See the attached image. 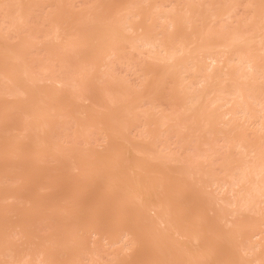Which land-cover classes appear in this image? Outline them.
<instances>
[{
  "label": "rangeland",
  "instance_id": "374dc122",
  "mask_svg": "<svg viewBox=\"0 0 264 264\" xmlns=\"http://www.w3.org/2000/svg\"><path fill=\"white\" fill-rule=\"evenodd\" d=\"M186 1L188 0H62V1L56 0V2L55 0H52L49 3L50 5H48L49 7L47 6L45 8V5H43L44 9H42L43 7L41 8V5H39L40 7H38L37 5V12L35 11L36 13H34L33 15L34 16L33 20H35L33 21L34 30H30V31L29 30H17V33H18V34L16 33V35H18L17 36L18 38L16 37L18 39L16 41L17 44L19 45L23 44L20 42L21 40L24 42L23 37H25V35L28 33L26 31H29L31 32L30 35L32 36V38L30 37L31 40L29 39L30 40L29 43L31 42L33 45V47H31L30 45L31 43L29 44L30 45L29 47L33 49V51L30 50V52L32 51L31 53L32 55L30 54L31 58L26 60V62L22 61L24 63L20 65L17 64L19 65L18 67L19 80L17 79L19 85L21 87L23 86L24 89H26V87L29 88L30 86H31L30 88H32L34 86V82L32 80L34 81L36 80L35 82L36 84L33 87V89H35L36 91L33 93V95L37 93V91L39 93H41L42 91H44L45 93L51 91L52 93H47V94L49 95L56 94L57 95L56 97H58L59 99L57 101L55 100V102H53V104L50 105V106L54 105L55 107L54 112H51L53 108L51 109L49 108L50 112L48 110H47L48 112H44V110H42L44 109V107L43 108L40 107L41 112L36 111V109H34L35 113L38 114L39 112V114H43L41 115L42 117L36 114L33 115L34 117L36 115L35 118H38L37 120L41 122L40 123L41 125L43 124L42 125L43 127L40 130L34 129L31 131H29V129L31 128L29 129L27 128L29 132L26 134L27 131L24 132V130H27V129L25 128L23 130V128L25 127V126L23 127V124L25 122L24 125L28 127L29 124L27 123L29 122V120H26V119H28L27 117L30 116L29 119L31 120L32 114L31 115L29 114L27 117H25L26 115L24 116V114L21 113L23 112L21 110L22 107L20 108V105L18 103L19 102L22 103L21 100L23 99L22 97L23 93L21 94L20 93L21 91L19 92L20 87L18 90H16L18 87H15L16 88L15 90L17 91L16 93H19L20 95L17 94V97H16L17 99L14 98L16 95H13V98H12V96H7V95H11V93L8 92L10 83L8 87V84L5 82L7 84L5 85V87L7 86V88L5 89L8 90L7 91L8 94L6 93V90L5 91L3 90L2 92L3 94L4 93L5 94L4 95L1 94L3 97L2 96H1L2 98L0 97L1 98L0 102L2 104V106L0 104V107H1L0 108V264H47L48 262H49L48 264L50 263L51 264H165V263L171 264L179 260L177 257L176 261L174 259L173 261H169L171 259L170 257L172 256V253H171L172 249H170L171 250L170 252L168 251L169 253L166 251L170 248V247L167 248V246H169L171 243L173 245L172 241H175V242L179 241L184 244L182 246V244L180 245V243L178 242L180 246L182 247L185 246V250L183 251L185 252V254L188 253V255H190L189 257L186 256L185 258L189 260L185 259L184 257L183 258L181 257V255H183L184 253L183 251L178 250L179 247L175 248L171 246V248L173 247V249L175 248L176 250L180 251L182 254H177V256L179 255L181 257V260L182 259L186 260L187 264L188 262L189 264H191L190 262H192L193 264V262H196V261H197L196 262L197 264L199 263L208 264L210 262L209 261L210 259L212 262L213 260L212 258L215 257L214 255H216L215 258L219 256V255L217 256V254L215 253L220 252L224 246L225 247L222 250L223 254L227 253L228 255V253L230 252H233L234 254V257H233L234 260L232 258L233 262L231 260L232 264H259L255 260V258L257 259L259 255L263 259L264 257V218H263L264 217V198H261L262 200L261 199L259 200L257 197H255V201H253V204H252L254 206L252 207V205H250V207H252V210L249 207L247 211L245 208H244L245 211L243 210V208L242 209L237 208L239 211L241 209V211L239 212L236 209V207L238 206H235V209H234V206L231 207L232 205L230 206L229 204V206H227L228 204L227 205L225 204L226 200L231 202L233 201L232 198L234 199L235 197L236 199L239 198L237 197V194H238V191L241 189L240 187L242 183L240 184L239 187L234 186L235 188H233L232 184L234 185V182L231 181L232 174L234 173L236 175L238 174V171L240 170L239 168H241L242 162L243 163L246 162V164L248 162L250 165L254 162V158L252 155L248 157L249 155L247 151H249V149L245 147L244 144L246 143L247 145H249L248 144L249 140H250V143H251V140H253L252 143L255 142V144H257L260 139L259 137L264 135L262 134L264 133V131H258V130L257 132L255 131L256 127H253L251 125L253 123L251 119L247 118L248 119L247 123L248 121L249 123L246 124V121H245L246 117L244 118L243 116L244 119H242V117L240 116L242 112H240V114L238 113V116H240L238 118L239 119L241 118L240 119L241 122L239 119H238L239 122L238 120H236L237 117L236 119L234 118V121L235 120L237 121L236 123L232 121L234 122V125L236 126L233 128L232 132L227 128L228 126L225 127L226 124L223 125L230 118L228 115L227 117L225 116V112H227V110L232 107L233 100L235 98L230 95V92L234 88L233 86H235V83L238 81L239 76L242 73L244 74L250 73L249 72L250 70L247 68V66L246 67L245 65L243 66V64L239 65V63H237L238 61L236 60V57L232 59L233 61L231 60L232 58L231 53L234 52L233 49H229L230 50L229 52L228 49H227L228 51H226V49L222 47L220 48L222 49L220 53L222 58L220 57V55H217V56L220 57L219 58L220 60L222 59L221 60L222 62L218 59L216 62L212 63L209 59H206L207 54H206V58H204L205 55L203 56L201 54L203 53L205 54V52H208L207 49L209 50V48H212V50H214L213 48L215 46L214 43L217 44L216 40L213 41L214 40L212 39L213 36L209 38L208 36L209 30L220 31V35L223 38H226V40L227 39L229 40L232 37V35L233 36L239 35V33L241 35L243 34L242 35L243 37H245L244 35L248 37L251 33V36L253 39L257 38L256 40H253L254 42L255 41L258 42L259 40H261L260 42H262V39H264V35H263L264 33L261 34V32L264 29L263 27L264 20L261 18V16L263 15L262 13L264 11V0H191V1L189 0L187 2V3L191 2L189 6L187 5ZM129 6H131V8ZM132 6H133V9L134 8L135 9L131 11H133L135 14L136 13L139 14V17L138 15H135L133 17L134 14L133 15L130 14L132 15V17L131 16H128V17L131 19H129L128 17L126 18L125 16L129 14L126 15L125 12L127 11V9H129L130 11V9H132ZM39 8H41V10ZM125 8H126V11L124 12L125 15H123V10ZM154 8H159L158 10L159 11L161 10V11L159 12L157 9H155L157 11L156 12ZM189 10H191L190 13H189ZM129 11H127V13ZM163 11L165 12L167 11V15L170 12V16L173 14V12L176 14V16H179L180 14L182 15L184 13L186 15L188 11L187 15L190 18L187 15H186L187 16L186 18L190 19V22L187 21V19L185 18V15L183 16L184 19H182L181 18L182 16L180 15L179 17L184 21L186 20V22L183 21L184 23L183 22L179 23L181 19L175 16L176 18H178V21H175L176 20L175 19L174 23L175 22L176 23L175 25H173L174 27H172L169 25V23H165V21H168V19L167 20L165 19L167 15ZM98 12L101 13L102 16L99 15ZM157 13H160V14L157 15ZM96 16H99V17L101 16V17L97 18ZM170 16L167 18H170ZM122 17H124L126 20ZM157 18H159V20H157ZM160 19H162V21ZM163 19H165V21ZM170 19H172V16ZM59 20H61L62 23H60L61 21ZM122 20L129 21L128 23L126 22L127 25L123 26L125 30L124 33H122L123 29L121 28L122 25H124V24L121 25V23L123 22ZM130 20L132 21L134 20V24L133 22L130 23L131 22ZM57 21H59L60 25L61 24L63 25V30L57 29L58 26H60ZM153 21L156 23H154ZM258 21L260 24L258 23ZM56 22L58 26L55 25ZM152 22L154 24H152ZM157 22L160 23V25ZM191 22L193 23L191 24ZM189 23L191 26L187 25ZM116 24H119L118 26L121 25L120 30L122 29V31L120 32H121V36L123 35L124 39L121 36L120 37H121V40L125 42H128L127 40L129 39L132 40L133 36H138V35L140 36L139 38L141 39L145 37L149 38L151 36L154 37V39H157L159 37L160 39L159 38L157 39L159 41H162L163 39L161 38L164 36V40L169 41L171 39L170 37L174 36V34L179 33L181 35L179 36L180 37L179 39H175L176 38L175 36L173 37V39L170 40V42H168L170 44V47H172V49L170 48L171 50L173 51L177 50L176 54L177 53L178 54L175 55V59H174L175 62L173 60V63L171 64L172 61H167L166 58L164 59L165 54L164 55L161 54L160 49H159L160 51H158V49L156 50L154 49V51L152 50V53H150L151 52L149 51L150 47L149 49L148 47L143 48L144 46L141 45V42L140 43L139 41L137 42V40H136V43H139L141 45L140 47L135 42L133 43V45L136 44L138 47H136L135 45L130 46L129 44L131 43L130 40H129L130 41L129 43L124 44L123 42V47H121L122 42L121 44L119 42L120 46H118L117 45L118 43H116V46H118L119 48L121 47L120 50L117 52L118 56H117V53L114 56L112 54L113 50L112 51L109 50L110 52L108 51L107 52L111 53L109 54L111 56L110 58L107 52L105 55L104 53L100 54L98 50H96L97 48L95 44L97 43H94V45H91L90 43H88L89 41L87 40L90 39L92 41L94 36L95 37L97 36V35H91L90 31L88 34L91 37H88L89 35L86 36V34H84L85 35L84 37H87L88 39L85 38L86 40L85 39L82 40V41H86L87 45H82L81 47H78L79 44L72 43L73 40L78 39L79 41L82 39L81 38L82 36H80L79 34H83V33H80V32H85L87 30L93 31L92 29H94V33H95L96 31L95 27L99 29L98 25H103V27L107 26L105 30H108V26L114 25L115 27ZM130 24H133L132 30L134 31L132 32H130L131 30L130 28L125 29V27L130 26ZM157 24L159 27L157 26ZM180 24H181V27H183L184 24L185 26L183 28L179 27L178 28L179 31H178L175 28V26L177 25L180 26ZM166 25L168 27L170 26L169 29L168 27L166 28ZM255 25H257L256 28H255ZM141 26L145 29H143ZM148 26L149 28L153 26V28L151 27L150 32H148L150 30L148 29ZM258 26L260 28L262 26L263 28H261V30H258L259 28ZM55 28L57 29V31L60 30L58 31V33L59 32L61 33V34L59 33L60 35L59 34L56 35L57 31ZM115 28H117V25ZM115 28L112 29V26H111V30H112L111 32L118 33L117 31H115L116 30ZM173 28H175L176 30ZM253 28H255L254 34L252 33ZM118 29L119 28H117V30ZM76 31L77 33L79 32L78 35L80 36L79 37L80 39L77 37L78 35H76ZM258 31H261L259 32V36L261 37L257 36ZM101 32L102 31H100V33ZM97 33L99 34V32ZM73 34L76 35L77 39L76 38L73 39L72 37ZM101 34L103 35L104 32ZM107 34L109 35V33ZM107 34H104V35H107ZM141 34H144L145 37H141L143 36ZM146 34H148L149 37ZM215 34L216 36L219 35L217 33ZM252 34L254 35V37ZM113 35L112 36L110 35L109 37H113V38L117 37L118 39H120L118 34H116V37H115V34ZM165 35H167L168 37L170 36V37L168 38L166 36V39H165ZM209 35L210 36L214 35V33L212 32L211 34V31H210ZM216 36L214 35V38ZM219 36H218L219 40L217 39L218 46L220 45L219 44L220 41H221V44L226 41L225 39L223 41L222 40L223 38L221 36L219 38ZM98 37H101L100 34L99 36H97V38ZM182 38L184 39V42H185L183 46H187L188 48L192 46L195 47V50H193V52H196L195 55L192 52V56L190 55L189 57L188 54L191 53L190 52L191 48L186 49L187 51H185V47H183L184 51H181L182 53H179L178 47L181 46V49H182V44H181L182 41H179V40ZM201 38H202V41L200 40ZM134 39L135 37H133V40ZM154 39L152 41H157ZM113 40L110 39L109 44ZM198 40L201 41V43L200 42L198 43ZM78 41L77 43L82 42V41L80 42ZM105 41L107 42V40ZM253 41H251L252 44H254ZM166 42L164 43V45H166L165 47H167V50H169L168 48L169 44H167ZM179 42L180 44H178ZM194 42H196L198 46H201L200 44L205 43L207 46V49L206 48L198 49V46H196V44L192 45ZM211 42H212V45H211ZM82 43L86 44L84 42ZM263 43H264V40H263ZM263 43L262 44L260 43L258 45L262 46ZM237 44H240L239 45L240 47L237 48L239 49V52H241L242 55L246 57L250 56L251 53L255 54L256 52H258L256 51V48L258 47L256 43L254 44L255 45L254 46V45L249 44V42L246 44H244L243 42L244 44V46L242 45L243 48L246 46L249 49L251 47H252L251 48L252 50L254 49L253 51L250 49L252 51L250 52V50H248V48L245 47L246 50L250 52V55L249 53L248 55L247 53L244 54L246 52V51L244 52L245 48L243 49V51H241L242 49L241 43H237ZM99 45H102V44H99ZM127 45H129L130 47H128ZM55 46L58 48H56ZM116 46L114 44V48ZM62 47L65 49L64 52H63L64 49ZM260 47H258L257 50L262 48ZM73 48H74V51H73ZM104 48L101 50H104ZM173 48H176V49L174 50ZM196 48L199 50L198 54H197ZM220 49L218 47V49L214 51L217 52V51H220ZM223 49L225 51H223ZM46 50H49V51H46ZM200 51L203 53H201ZM58 52H59V56H57ZM154 52H158V54L156 55H159V57H156ZM184 52L187 53L186 54L187 56H185ZM222 52H224L223 55H222ZM226 52H228V54H226ZM97 53L100 56H97ZM151 54L154 57H152ZM160 54L163 56L162 59H161ZM257 54L261 55V53L259 52ZM104 56H107V57H104ZM193 56H195V59L196 58L197 59L196 60L193 59ZM180 57H183V59ZM187 57L189 58V61L193 60L195 62V66L198 63L196 67L200 65L203 68V71H201L202 70L201 67L196 68L194 66V68L191 67V69H194L193 70L194 72L188 71V73H186L187 71L186 68L190 67L191 65L190 64L191 62L190 63L188 62L190 65L186 64L187 67L185 68V65L183 64V62L188 60ZM154 58L156 60L160 58V60L164 64L162 65L161 62L158 63L160 60H157L156 62V60H153ZM227 58H229L232 62H229V65L231 64V66L227 65L226 67V61L224 60H226ZM255 58H256L255 62L262 61L264 59V57H261V56H257ZM176 60H181V61L183 60V62L179 61L180 65L177 67V64L179 63ZM165 63H166V66H168L167 68L163 67ZM169 63L171 65H169ZM174 63L176 64V68L177 69L179 68L180 71L184 73V74H179L178 76V78L180 77L179 84L178 82H176L177 76H176V79L174 77L175 82L172 83L170 82V80L171 81H174V80H172L173 78L168 77V75L170 76V74L166 75V73L164 74L162 73L163 71L162 67L166 68L165 71L169 68V70L166 71L167 73L170 70H173V68L175 69L174 71H176V68L173 65ZM207 63H208V66H207ZM211 63H212L211 65L212 68L210 67ZM181 64L183 66L182 68H180ZM257 65H259V62ZM260 65H261V62H260ZM207 67H210L211 69H208ZM230 67L233 68L232 69L233 71L231 70L232 72L230 71L231 69ZM46 68L48 69L47 71L45 70ZM206 68L208 69V71ZM24 69H26V72L23 71ZM191 69L189 68V70ZM198 69L200 72H204L202 74L204 75L206 74L207 77L208 75L209 77L211 76L210 78L208 77L210 84L208 83L209 86L207 85L206 88H204L205 85L203 83L202 84L204 86L201 83L199 84L201 75L199 74L200 72L196 73ZM206 71L208 74L206 73ZM189 72H191V75L193 73L192 75L193 78L192 77L190 78V75L189 76L187 75V74H190ZM227 72L230 73V76L233 73L231 78L230 76L225 75ZM253 73L254 72L252 71V74ZM162 74L167 76V78H164V79H168V78H171V79L170 80L168 79L167 81L164 80L163 83L165 81L166 82L162 84V81H161ZM244 76L245 77L243 78L246 79L248 75L245 74ZM29 78L31 79V82H29L30 81L28 80ZM210 79L213 84L210 82ZM60 80L64 81L61 83H65L68 86H65V84H63V86L65 87H62L61 84L57 83V81L60 82ZM5 83L3 82V85ZM258 83L259 84L256 83L255 86L256 85L258 87L260 86L262 89V92H264V79L258 80ZM214 84L215 85L221 84V86L222 85L225 86L223 87V89L227 90V91L224 90L225 92H227V94L223 95L225 99L224 101L220 100L221 103L219 104L217 103L219 101L218 100L214 102L215 104H213V106L211 105V108L208 109L209 104L207 107H205V104L202 102L207 99L209 100L213 97H214L213 99H215L216 97L215 94L217 95V93L211 92L210 95L209 94L207 95L208 98L207 96H204L207 99H204L203 95L205 94V90L208 89L207 87H210ZM11 89L12 87L10 88V90ZM42 89H46V91ZM31 91L32 90L30 89L29 92ZM55 91H57L58 94ZM39 93L37 96H39ZM184 93L188 95L185 96L186 94ZM196 93L203 94L202 95L203 101H201L200 103L198 101L199 105L196 104L197 106L195 104H191L189 102L191 100H188V98L191 95H194ZM180 94L181 95L183 94L182 96H185V97H182L181 99L183 100L186 98L188 101L186 99L185 100L189 104L185 100L184 101L186 102V104H188V106L192 105V107L191 106L188 107L187 105L183 103V101H181L179 97L181 96ZM5 95L7 97H4ZM25 95H24V98L26 97ZM31 95L32 94H30V96ZM218 95L217 97L219 98L220 95L219 96ZM18 96H21V97H18ZM52 96L55 97L54 95ZM260 96H263V95H259L258 97ZM193 97L195 96H191L190 98H193ZM113 98H115L116 100L114 99L115 101H113ZM120 98L125 99V101L127 100L128 103L131 101V103L129 104L125 103L123 99L122 100L124 103L123 102L121 103ZM44 99L46 100L47 97ZM118 99L120 103L117 102ZM42 100L40 99L38 100L40 102L39 104L42 103ZM226 100L227 101L232 100V101L229 102V104H225L227 102ZM11 103L16 104L15 108H18L16 107L18 104L20 110H17V111H20V112H17L14 108L13 110H10V108L8 107H11L10 106L12 105ZM27 103L29 107L30 105L35 104L34 102L32 103L27 102ZM44 103H42V106L45 105L47 109L48 104L47 103L44 104ZM216 104H217V107L220 106V109L219 108L218 110L216 109L217 108ZM222 104L223 105L225 104L226 106H223ZM37 105L35 106L37 107ZM184 106L185 107L187 106V108H185ZM194 106L196 107L195 109L198 111H195ZM183 107H184V110H183ZM204 107L205 109L206 108L208 109V110L206 109L208 112L205 109L202 110ZM23 108H26V107L24 106ZM255 108L256 109L254 110L258 111L259 107L258 109L257 107ZM213 109H214V112H213ZM201 110L203 112L205 111L204 113H202L205 117L209 116L210 114L213 115L217 111L215 116L217 119L219 117L218 121H220V124L219 123L216 124L217 126L216 127L214 126L215 128L210 127L208 125L204 126L205 119L202 118L203 115L201 114L202 112ZM188 111L190 113L192 112L193 113L195 112L196 114L199 113L200 115H198V118L202 119L201 122L203 124L200 123L199 120L198 121L200 125H198L197 123L195 124L192 122V120H190L191 118L189 119L187 117L188 119L187 118L186 119L187 121L189 120V123H191V125L189 126V123L188 125H186V123L183 122V124L186 125L185 126L186 128L185 127L183 128V125L182 127L181 125L179 126V123L182 124L180 119L183 118L182 117L183 113L187 114ZM257 113L258 112H256L255 115H257ZM259 114L261 115L262 113H259ZM242 115L244 114L242 113ZM37 116H39L40 118ZM185 116L187 115L184 114V119H185ZM34 117L32 120L35 119ZM83 118H87V120L90 121V124H91V121H93L95 123L96 128H93V129L91 128L92 129L91 130L89 126L88 128H86L85 126L87 125H84L86 130L83 129L85 131L84 132L82 131V134L81 133L78 134V132H80L79 130H82L80 129L79 126L83 127V123L85 122L83 120L84 121L83 123H79L82 125H78V121L80 122L81 119ZM258 118L261 119L259 116ZM184 119H182V121ZM118 122H119L118 124L119 126L121 124L120 126L121 128L122 127L124 128V125H125V128L123 130L122 129L119 130V131L122 130L123 135L120 134L118 137V134H119L118 133L116 137V134L113 133L114 135H112L109 132L112 131L111 129L114 130L113 127L115 125H116L115 128L117 127ZM262 122H264V119L261 121V123ZM29 123H38V122L32 121ZM112 123H114V126L112 125L113 127L110 126ZM239 123L240 125L246 124L244 125L245 128L243 125L240 126L242 131L240 130ZM108 125L110 126V130L107 133L110 136L109 137L110 140H108V138L105 136L106 135L105 132L109 127L107 129L105 128ZM39 126L37 127L38 129H39ZM93 126L94 125H92V127ZM222 126H224V128H227V129H224ZM32 127L34 126L32 125ZM238 130H240L241 132ZM239 132H240V135L238 134ZM229 133H232L233 136L234 134H236L235 136L238 135L240 137L242 136L243 137L242 139L239 137H236V138L233 136L231 137V134ZM121 136H123V139L120 138ZM40 138H46V141L43 140L40 142L41 140ZM223 138L225 140H223ZM232 138L233 139L235 138L234 141L232 140ZM238 138L241 139V142H242L240 143V146L243 144L245 149H247L246 152L245 150H242L244 149V147L242 148L239 145L238 146L235 145L236 143H238V142H235V140H238ZM263 139H264V136L263 138L260 139L261 144L260 142L259 144L262 147V150L264 153V140ZM243 140L246 142L243 143ZM37 141L39 143H36ZM125 143L131 144V146L128 144L124 145ZM109 144L110 145L113 144V145H111L110 147ZM129 146L130 148L132 147V149H130ZM251 146H253V144ZM60 147L62 148V150ZM135 148L140 151L144 150L145 152L147 150L150 153H152V155L156 154L157 160L154 159L156 158L154 155H153L154 157H152V155L148 153L149 154L148 156L147 153L145 154V152L143 151L144 156L146 155L145 158L149 159L150 161L146 159L144 160L143 159L144 156L142 155V152H140L141 154H139V151L137 150L138 153H136L137 151L134 150ZM120 149H124V150H120ZM90 153L94 156L95 160L96 158L99 160L97 161V163L99 162L100 165H104L103 169L102 167L99 169V167L97 166L99 170L102 169L103 171L105 167L111 168L113 165L117 166V164L119 167L120 166L119 163L121 164L125 162L124 166H126L127 160L128 162L130 160L131 162L132 161L136 162V160L138 161V159L139 160L143 159L141 161H148V163L146 162L148 164V167L146 164L143 165L144 169H146L145 166L148 168L146 169V172H148V174L146 172L143 174H146L147 177H152V176L154 177L155 175L156 176L158 175L160 178V175L162 174H160L159 170L161 171L160 167L164 166L163 168L165 169H163V172L164 170L167 171L168 172L167 174L169 176H166V175L163 176L164 173L162 176L165 178L169 177L172 179V181L169 183L167 182V184L165 183L164 186H163L164 184L163 183L162 184L163 187L160 186V189L158 187L154 189H156L155 194L157 193V190H159L160 193L161 191L162 193L165 192L168 199L170 200L169 201L166 198V202L167 203L172 202L170 203V205L173 204L171 206V209L170 207L168 209L166 208L167 211L170 209L169 210L170 215H168V212H166V210L164 209V211L167 214L161 213L163 216L159 214V216L160 215L162 216V217H159L157 215L159 212L154 210V212L156 211L154 213L150 209H148L150 206L153 210L152 205L154 204L152 205L149 204L147 207V210L146 209L144 210L146 211L144 218L147 217L148 219H144V220L146 221L148 220L152 223H155V225L150 226L149 222L147 223L146 221H145L146 223L145 222L141 223L142 218L140 219V215L138 216L140 219L139 220L140 223L138 222L135 223V221H137L136 218H137L138 211L135 210L134 208L139 201L142 200L141 202L143 203L144 200L142 198L146 194L145 193L146 189L143 190L144 195H142V197L140 198H137L138 199L137 200L136 198L132 197L128 193L130 192L131 187L129 184H127V186L130 187V190H129V187L127 189V187L125 186L126 183L124 184V181L128 180L127 178H129V176H130V179H132L131 182H129L130 180H128L129 183H132L136 180L135 179L133 181L132 174L135 175L138 171H140L138 170V168L139 169L141 168L138 164L141 161L138 164L136 162V164L139 166V167L136 166L137 170L136 169L132 170L133 168H135L134 162L132 165L130 164L131 162L127 164V166L130 165L128 166L129 168L126 169L128 172L125 171V168H127V166L123 168V172L125 171L126 174L130 173L129 176L124 174L126 177L124 178L126 180L125 179L123 180L120 178H119L120 180L115 179V177L117 176V173L118 172L120 173L121 171L120 168L123 165L120 166L119 169L116 170L118 171L116 175L114 174L115 169L114 170L112 169L117 168V167H114V166L112 167L111 170L114 171L113 174L115 175L114 177L112 176V178H111V173L109 174L105 172L108 168L105 169L104 174L102 173L103 175L102 177H98V173L96 174L94 170L96 168L93 169L96 175L93 172V176H92L90 175L91 173L89 172V170L92 169L91 165H93L95 161L93 162V164L90 165L91 168H87L88 167L87 166L84 169L83 168L84 165L83 167L79 165V169L81 167L82 169L79 171L76 169L78 167V166L76 167V164L77 163L80 164V163L77 162V160H75V157L76 159L80 160V158H77L78 156L82 157L83 155V157H85L84 154H86L87 156ZM244 153L245 155H243ZM79 154H82V155L80 156ZM158 155L159 157L161 156L162 159L161 157L158 158ZM71 157L73 158L71 159ZM89 157H92V156L89 155ZM172 157H175L177 161L175 159V161L173 162L172 160H174V158L171 160ZM246 157L248 158L246 159ZM65 158H68L67 161L69 159L72 160V161L70 160V162H73L72 166H70L71 163L70 165H68ZM94 158H91V159L94 160ZM169 158L172 161V163L169 160ZM249 158H252L253 160L252 159L249 160ZM89 160L88 161L85 160L86 162L85 165H88L87 162H89ZM239 161H241V163ZM74 163H75V167L73 168ZM141 164L143 163L141 162ZM157 165L160 166L159 170H157L159 173L156 172L155 170ZM131 166H134V167L132 168ZM197 170H198V173H197ZM82 171L84 172L81 173ZM141 173L142 172H140V174ZM121 175L122 174L118 175V177L124 176V175L122 176ZM145 176H143V179L144 180L148 179L147 177L145 179ZM109 178H111V180ZM134 178H137V177H134ZM252 178L253 176L250 177V180H252L251 182H254L256 178H253V179ZM112 179H115V180H112ZM214 179L217 180V182H215ZM157 180L159 181V179ZM164 180H162V182H164ZM151 181L152 179H150V182ZM153 181H155V179H153ZM146 182L151 184L149 181H146ZM211 182H215L214 185H212L213 183ZM226 182L232 183V184L230 183L228 184L229 187L232 186L231 190L226 189V188L220 189L223 185H226ZM156 183L158 182L156 181ZM244 184L242 187L248 188V186H246L248 183H246L245 185ZM122 185L125 186V189L128 190V191L124 190L126 191L125 193H128L127 195L125 193H122L124 191L120 190V187L122 188ZM115 188H117V191L119 192L118 193L116 191L118 195L114 192V190H116ZM152 194H149V195L151 196ZM158 194L155 195L156 200H154V203L155 202L158 203V198H157ZM149 195L148 197L150 198ZM153 196H151L150 200L154 199L152 198ZM158 197L160 199L162 198L161 196H158ZM219 198L220 200L225 199L224 205H222V203L218 200ZM163 199H164V196H163ZM256 199L259 201L257 202ZM131 200L133 202L132 203L133 205H134V202L136 203L138 201L133 207V209L137 212V214L134 215L136 218L134 216H131V217L129 216L128 218L130 219L132 217L135 218V220L134 218H132L134 222H131L132 219L130 221L129 219H124L123 221L124 225H121L122 224L120 223L121 220L119 221L120 217L119 219L118 218L116 219V217L119 216L120 209L125 208L124 206H128L127 204H129ZM209 200L213 201L211 202L213 203L212 206H210V204L208 205ZM160 201H162V199ZM146 203L148 202L144 201V204ZM144 204H141V205H144ZM194 204L195 205L198 204V206H201V207L203 206V204H206L207 206L204 205L202 207L203 209L200 207L202 209L201 210L197 205L194 206ZM255 204L257 205L255 206ZM138 205L136 206L137 207L136 209L139 208L138 210L140 212V209L143 206L140 207ZM208 206H210L212 209H210V207ZM232 208L235 210L236 215L233 214L232 216L231 215L229 216V212L231 214L230 210ZM197 210L199 211L201 210V212L204 210L202 212L204 216H201V212L199 211H198V214L200 213V216L204 218V219L201 218V220L206 221L205 223L208 222L209 225L211 224L209 226L206 224L205 225L202 224V222L199 223V226L201 227L203 225V229L206 230V231L202 230V227H201V230H200V227L198 229V231L200 230L201 232L203 231L205 232V233L203 232L205 235L201 232L199 234V235H202V236H199L200 238L201 237L206 238V239L205 238L203 239V243L205 242L204 240H207V239L210 240L213 237L212 235L214 233L215 234L218 233L221 236V238L217 236L218 240L221 239L219 242L224 245V246L223 245L221 246L220 244L219 246V243L217 244L216 242V245L219 247H216L215 244L213 245L215 246L214 249L217 248L215 249V251H218V252H215L212 249L214 253H211L212 252L210 251L211 248L209 249L207 248V250L210 251L208 252L211 253V255L213 254V256L210 258H209L208 252L206 255V251H205V254L203 253L202 256H201V252H197L198 255L200 253V257H198L195 252H192L194 253L193 255L190 254L191 251H193L195 248L197 249V244L194 242L195 240L192 239L193 235L191 236L192 232L190 234L187 233L186 237L187 235H190L192 238H189L190 236L188 238L192 239V241L194 240L193 242L188 240V238L178 237L176 233H175L176 235L170 234L172 232L174 233V231L171 229H168V228H171L170 224L172 223L171 221L172 218H174V221H173L174 223H175L176 218H177L176 221L183 222L184 224L189 222L188 225L186 224L189 227V224L193 222L191 220H194L195 212H196L195 215L198 216ZM223 210L225 214L223 213ZM219 212L222 213V214L220 213L221 214L220 216L219 214H217ZM133 214H134V211H133ZM155 215L159 217L158 219L163 218L162 220L164 221L168 220L169 219L168 216H170L169 222L168 221L164 222L161 220L162 223H165V224L167 222L168 224L171 222L169 224L170 226H168L167 224L164 225L162 223L159 224V220H156L157 217H155ZM164 215H166L165 216V218L167 217L166 219L164 218ZM141 216L143 217V215ZM262 218H263V221H262ZM112 219H113V224H112ZM115 219L116 221L118 220V223H120L121 225L120 226L117 223L119 225V228H117V230H114L116 226H118L116 225L114 221ZM196 220H199V219L197 218ZM179 222L178 224L182 225V223H179ZM114 223L116 225L115 227L113 226ZM193 223H195V221ZM234 225H237V226H234ZM166 226H168L167 227L168 234L166 233L167 231ZM206 226H207V229H206ZM175 227L177 226L174 225V229ZM183 227H186V226L183 225ZM234 227L236 230L234 229ZM94 229L95 230L99 229V231H97L98 234L94 235L95 233ZM191 229L192 227L190 228V230ZM124 232H127L128 238L129 237H131V239L136 238L135 239L136 243H137V240H140L143 243V248H141L138 243L137 247L140 248V251L138 250L135 244V247L138 250L137 253H136V249L134 251L133 249L128 250V251L127 249L125 250L124 249L125 245L123 244V242L122 243L118 242V240L121 241L120 237H122V234L123 235L125 234ZM99 233L102 234L101 236L103 237H101ZM166 234L172 239V241H170L171 239L166 237ZM193 234H195V232ZM110 235H112V237L113 235H115V237H113L112 239L114 238L117 239V241H115V239L112 240V241H115L113 242V244L109 240V238H111ZM163 236L165 240L168 238L169 241L171 242L169 245H166L165 248L162 247L163 243H161V246L159 245L161 240L163 239ZM68 239H71V240L68 242ZM181 239L184 242L181 241ZM66 241L68 243L73 242L74 245H72L73 243L68 245ZM108 242H111V244H109ZM244 242L245 243L248 242L247 243L248 245L246 244L247 252L248 250H250L248 248H250L251 246L252 247L255 245L258 246V248L255 249L254 251L255 255L251 254L253 252L245 253V249L242 250L240 248L241 246L239 244H242ZM177 244L174 243V246H177ZM158 246H160L159 247L161 249L160 251L161 252L163 251L164 253L163 252L161 253L159 251ZM71 247H72V250H71ZM199 247L201 248V246H198V250L200 251L202 250L203 252V249L205 247L204 248L202 247L201 249ZM231 247H233L234 249L231 250ZM219 248L220 249L222 248V249L219 250ZM243 248H245V246H243ZM189 250L190 252H188ZM226 250H230V251H226ZM174 251L175 250H173V252ZM222 251L220 252L221 254H222ZM161 254H163L162 255L163 259L161 258ZM221 254L220 256L225 255V254L224 255H221ZM233 254L232 255L229 254V256L232 257ZM164 255L165 257L170 256L168 257L170 259L169 260L164 259L165 258L163 257ZM174 256L175 254H173V258ZM195 256L198 257L196 261L194 258ZM260 256L259 258H261ZM215 258H214V261H216ZM43 259H45L48 262L44 260L45 262L43 263V261H41ZM219 260H222L221 257L216 262H220ZM186 262H180L177 264H181V263L186 264ZM210 264H213V263H210Z\"/></svg>",
  "mask_w": 264,
  "mask_h": 264
},
{
  "label": "bare ground",
  "instance_id": "6f19581e",
  "mask_svg": "<svg viewBox=\"0 0 264 264\" xmlns=\"http://www.w3.org/2000/svg\"><path fill=\"white\" fill-rule=\"evenodd\" d=\"M37 1H38V2H37ZM48 1H49V2H48ZM51 1H52V0H0V97L2 96L1 94H3V92H2L3 90H4V91L6 90V93H7L8 90L5 89V88H7V86L5 87V85L8 84V87H9V83H10V87L8 88V89H9L8 92H10L11 95H7V96H12V98H13V95H16V96L14 97V98H16V97H17V94H19V93H16V92H17L16 90H18L19 87H20L19 92L21 91V92H20L21 94H22V93L24 94L25 92H27L28 94H29V93L32 94V95L30 96V94L28 95L27 93H25V94H26V95L24 94V95L26 96L25 98H24V95L22 94V97H23V99L21 100L22 103H21V102L18 103V104L20 105V108L22 107L21 110H22L23 112H25V111L27 112V111H28L27 113L25 112L26 114L23 113V112H21L22 114H24V116L26 115L25 117H27L29 114H30V115L32 114V115H31V116H32L31 120H32L33 117H34V116H33L34 114H36V115H40V116L43 115V114H39V112H41V108H43V107H44V109H42V110H44V112H48V111H49V108H50V109L53 108V109L51 110V112H54V110H55V109H54V108H55L54 105H53V106H50V105H52L53 102H55V100L57 101V100L59 99L58 97H56V96H57L56 94H50L51 96H50L49 94H47V93H52L51 91L45 93L44 91L41 92V90H40L41 93H39V92L37 91V93H35V94L33 95V93L36 91L35 89H33V87H34L35 84H36V83H35L36 80H35V81L32 80V81L34 82V86L32 85V86H33L32 88H30V87H31V86H30L29 88L26 87V89H24L23 86L21 87V86L19 85L18 81H17V79L19 80V75H18V74H19V70H18L19 65L22 64V63H24V62H22V61H25V62H26V60H28L29 58H31V57H30V54H31L32 51H33V49H31V48L29 47L30 45H31V47H33L32 43H31V42H30L31 44L29 43V41H30L31 38H32V36L30 35L31 32H29V31H30V30H34V29H33V27H34V23H33V21H35V20H33V17H34L33 15H34V13L37 12V5H38V7H40L39 5H41V8L43 7L42 9H44V6H43V5H45V8H46L48 5H50L49 3H50ZM61 1H62V0H61ZM188 1H189V0H188ZM188 1H186V3H187ZM190 1H191V0H190ZM47 2H48V3H47ZM55 2H56V0H55ZM58 2H59V1H58ZM189 4H191V2H190V3H187L188 6H189ZM188 6H187V7H188ZM48 7H49V6H48ZM129 7L131 8V6H129ZM129 7H128V8H129ZM156 7H157V6H156ZM159 7H160V6H159ZM199 7H200V6H199ZM41 8H39V9L41 10ZM203 8H204V6H203ZM134 9H135V8H134ZM134 9H133V6H132V9H130V11H131V10H134ZM155 9L158 10L159 8H154V10H155ZM187 9H188V8H187ZM191 9H192V8H191ZM199 9H200V8H199ZM35 11H36V12H35ZM125 11H126V8L123 10V15H125V14H124ZM127 11H129V9H127ZM127 11H126L125 13H126V15H127V14H129V15L125 16L126 18H127L128 16H131V17H132L133 14H134L133 17H134L135 15H138V17H139V14H137V13L135 14L133 11H131V13H130V11L127 13ZM155 11H156V10H155ZM158 11H159V10H158ZM160 11H161V10H160ZM160 11H159V12H160ZM190 11H191V10H189V13H190ZM132 12H133V13H132ZM153 12H154V11H153ZM156 12H157V11H156ZM163 12H165V11H163ZM163 12H162V13H163ZM185 12H186V11H185ZM198 12H199V11H198ZM198 12H197V13H198ZM201 12H202V11H201ZM98 13H99V12H98ZM165 13H166V15H167V11H166ZM187 13H188V11H187ZM187 13H186V15H187ZM197 13H196V14H197ZM130 14H132V15H130ZM155 14H156V13H155ZM158 14H160V13H157V15H158ZM262 14H263V15L261 16V18L264 20V11H263ZM99 15H101V13H99ZM157 15H156V16H157ZM180 15H181V14H180ZM180 15H179V16H180ZM184 15H185V13L181 15V16H182V17H181L182 19H184V17H183ZM186 15H185V18L188 16V15H187V16H186ZM197 15H198V14H197ZM221 15H222V14H221ZM101 16H102V15H101ZM101 16H100V17H101ZM169 16H170V12H169V14L167 15V17H169ZM171 16H172V19H170ZM171 16H170V18L165 17V19H166V20L168 19V21H165V19H163V20L165 21V23H169L170 26L174 27L173 25H175V23H176V22L174 23V20L176 19L175 21H178V18H179V19H181V18H180L179 16H176V14H175L174 12H173V14H172ZM175 16L178 17V18H176ZM218 16H219V15H218ZM218 16H217V17H218ZM96 17L98 18L99 16H96ZM100 17H99V18H100ZM159 17H161V16H159ZM162 17H164V16H162ZM173 17H174V19H173ZM188 17H189V16H188ZM122 18H124V17H122ZM128 18H129V17H128ZM189 18H190V17H189ZM191 18H192V17H191ZM124 19H125V18H124ZM129 19H131V18H129ZM129 19H128V20H129ZM132 19H133V18H132ZM134 19H135V18H134ZM182 19L179 21V23H181V22L184 21V20H182ZM186 19H187V18H186ZM120 20H121V19H120ZM125 20H126V19H125ZM157 20H159V18H157ZM160 20L162 21V19H160ZM59 21H61V20H59ZM59 21H57L58 24H59ZM122 21H123V22L121 23V25H122V24H124V25H122L121 28L123 29V32H122V33H124L125 30H124L123 26L127 25V23H128L129 21H124V20H122ZM130 21H131L130 23L133 22V24H134V20H133V21L130 20ZM154 21H155V20H154ZM154 21H153V22H154ZM187 21L190 22V19H187ZM191 21H192V19H191ZM57 22H56L55 25H57ZM126 22H127V23H126ZM153 22H152V24L156 23V22H154V23H153ZM159 22H160V21H159ZM184 22H186V20H185ZM184 22H183V23H184ZM193 22H194V21H193ZM193 22H191V24H192ZM263 22H264V21H263ZM60 23H62V21H61ZM117 23H119V22H117ZM157 23H158V22H157ZM165 23H164V24H165ZM256 23H257V22H256ZM258 23H259V21H258ZM133 24H130L131 27H130V26H126L125 29H126V28H127V29L130 28V29H131L130 32L134 31V30H132V27H133L132 25H133ZM152 24H151V25H152ZM158 24L160 25V23H158ZM158 24H157V26H158ZM177 24H178V23H177ZM259 24H260V23H259ZM59 25H60V24H59ZM116 25H117V28H119L118 30H117V28H115ZM116 25H115V27H114V25H111V26H112V29L115 28V29H116L115 31H117L118 33H116L114 30H113V31H114L115 33L111 32V31H112V30H111V26H108V30H105V28H107V26H106V27H103V25H98L100 31H102L101 33H103V32H104V34L109 33V35H108V34H107V35H104V34L102 35V34L100 33L99 29L95 27V30L97 31V29H98L97 32H99V34H100L101 37H98V38H97V36H99V34H98L96 31H95V33H96V34H95V33H94V29H92L93 31H91V30H87V31H85V32H80V33H83V34H79V32L77 33V31H76V35L79 34L80 36H82V37H81L82 39L78 41L77 37L79 38L80 36L78 35V36L76 37V35H74V34H75V32H74L73 35H74L75 37H74L73 35H72V37H73V39L76 38L77 40H73L72 38H71V39H72L73 41H72L71 39H70V40L72 41V43H76V44H79V45L81 44L80 46L78 45V47H81L82 45H87V42H86V41H82V40H84L85 38L88 39L87 37H84V36H85L84 34H86V36H88V35H89L88 33H89V31H90V34H91V35H97V36H96V37L94 36L95 40H94V38L92 39V41H91L90 39L87 40V41H89L88 43H90L91 45H94V43L102 44V45H99V44H98L99 46H98L97 44H95V46H96V48H97L96 50H98V52H99L100 54H101V53H104L105 55H106V52H107V51L110 52L109 50H111V51L113 50V51H112V54H113L114 56H115L116 53L120 50V48L123 47V42H124V44H125V43H129V42L131 41L132 44L129 43L130 46H131V45H133L134 42L136 43V40H137V42H138V41H139V43L141 42V45L144 46L143 48H145V47L147 48V47H148V49H149V47H150V49H149V51H151L150 53H152V50L154 51V49H155V50L158 49V51L161 50L160 53L163 54V55L165 54V55H164V59L166 58L167 61H172L171 64L173 63V60L175 59V55H177L178 53L176 54V51H177V50H175L176 48H173L175 51L171 50L172 47H170V44H169L168 42H170V40L173 39V37H175V36H176L175 39H179V38H180L179 36H181L179 33H178L179 35L173 33L174 36H172V37L169 36V37L171 38L169 41L164 40V36L161 38V39H163L164 41H163V40H162V41H159V40H157L159 37H158L157 39H154V37L151 36V37H152V39H151V37H149L148 34H146V35L151 39V40H150L149 38H146L144 34H141V35H143V36H141V37H145V38H142V39H141V38H139L140 36L138 35V36H133V37H135L134 40H133V37H132V40L129 39L130 41L127 40L128 42H125V41H122V40H121V37L124 39L123 35L121 36V32H120V31H122V29L120 30V26H121V25H120V26H118L119 24H116ZM155 25H156V24H155ZM155 25H153V26H155ZM167 25H168V24H167ZM167 25H166V28L168 27ZM182 25H183V24H182ZM187 25H190V23L187 24ZM57 26H58V25H57ZM98 26H97V27H98ZM135 26H136V25H135ZM153 26H151V27L153 28ZM157 26H156V28H157ZM170 26H169V27H170ZM184 26H185V24H184ZM184 26H183V27H184ZM190 26H191V25H190ZM256 26H257V25H255V28H256ZM53 27H54V26H53ZM59 27H60V28H59ZM113 27H114V28H113ZM141 27H142V26H141ZM151 27L149 28V26H148V29H150L148 32L151 31ZM158 27H159V26H158ZM169 27H168V29H169ZM172 27H171V28H172ZM179 27H181V24H180V26H179V25L175 26V28H176L178 31H179V29H178ZM183 27H181V28H183ZM258 27H259V26H258ZM258 27H257V28H258ZM263 27H264V25H263ZM263 27L261 26V28H263ZM56 28H57V27H56ZM56 28H55V29H56ZM61 28H62V29H61ZM101 28H103V29H101ZM142 28H143V27H142ZM164 28H165V26H164ZM171 28H170V29H171ZM175 28H173V29H175ZM255 28H253V32H252L253 34H254V32H255ZM261 28L259 27L258 30H261ZM57 29L63 30V25L61 24L60 26H58ZM57 29H56V31H57ZM143 29H145V28H143ZM176 29H175V30H176ZM17 30H29V31H26V32H28V33L25 35V37H23L24 42H23L22 40H21V42H20V43H23V44H24V45L22 44L23 46H22L21 44H20V45H21V46H20V45L17 44V42H16V41L18 40V39H17V38H18V37H17L18 35H16ZM52 30H54V29H52ZM60 30H58V31H60ZM104 30L107 31V32H105ZM58 31H57L56 35H58V34L60 33V32L58 33ZM173 31H174V30H173ZM178 31H177V32H178ZM210 31H211V34H212V32H213L215 36H216L215 33H217V34L220 35V31H217V30H214V31H213V30H209V33H210ZM215 31H216V32H215ZM23 32H24V31H23ZM119 32H120V33H119ZM148 32H146V33H148ZM259 32H261V31H258V35H257V36H259ZM72 33H73V32H72ZM92 33H93V34H92ZM111 33H112V34H111ZM133 33H134V32H133ZM209 33H208L209 38H211V37L213 36V38H212V39H214L213 41L216 40V43L218 44L217 39H218V36H219V35L216 36V37L214 38V35H211V36H210ZM262 33H264V29H263V31L261 32V34H262ZM17 34H18V33H17ZM60 34H61V33H60ZM60 34H59V35H60ZM113 34H115V37H116V34H118L119 37L121 36L120 39H118L117 37H116V38H113V37H114ZM119 34H120V35H119ZM134 34H135V33H134ZM237 34H238V33H237ZM253 34H252V35H253ZM256 34H257V33H256ZM261 34H260V35H261ZM70 35H71V34H70ZM110 35H111V36L113 35V37H109ZM169 35H170V34H169ZM171 35H172V34H171ZM242 35H243V34H242ZM242 35H241L240 33H239V35H234V36L232 35V37H231L229 40H228V39L226 40V38H223V37L220 35V36L223 38L222 40L224 41V39H225L226 41H225L224 43H222V44H221V41H220V42H219V44H220L219 46H218L217 44H215V43H214L215 46L213 45V46H214V47H213L214 50H217L218 47H219V49L222 47V48L226 49V51H228L229 49H233L234 52L231 53V55H232V56H231V57H232L231 60H232L234 57H236V60H237L238 62H237L235 59H234V60H235L237 63H239V65H240V64H241V65L243 64V66H244V65H245V67L247 66V68L250 70L249 72L251 73V74H250V73H245L246 75L249 76V77L247 76L246 79L243 78V77H245V76H244L245 74L242 73L241 75H243V76L240 75L239 78H238V81L235 83V86H233L234 88H233L232 91L230 92V95L233 96V97H235L234 100H233V105H232L231 108H229V109L227 110V112H225V116L227 117V115H228L230 118H229V119H228L223 125L226 124L225 127L228 126L227 128L232 132L233 128L236 127V126L234 125V122L236 123V122H237L236 120L239 119L238 117L241 116L242 119H244V118L246 117V118H245V119H246V120H245V121H246V124L249 123V121H248V123H247V120H248V119H251V121L253 122L251 125H252L253 127H256V129H255L256 132H257V130H258V131H264V122L261 123V121L264 119V92H262V89H261L260 86H259V87H258L257 85L255 86L256 83L259 84V83H258V80H260V79L263 80V79H264V59H263L262 61H257V62H255V60H256L255 57H257V56L264 57V43H263V40H264V39H262V42H260L261 40H259V41H258L259 43H258V42H256V41H255V42L253 41V40H256L257 38H256V39H253L252 36H251V33H250V35H249L248 37H246V35H244L245 37H243ZM263 35H264V34H263ZM105 36H106V38H105ZM166 36H167V35H165V39H166ZM177 36H178V37H177ZM220 36H219V38H220ZM16 37H17V38H16ZM30 37H31V38H30ZM88 37H91V36L89 35ZM92 37H93V36H92ZM137 37H138V38H137ZM156 37H157V36H156ZM167 37H168V36H167ZM169 37H168V38H169ZM182 37H183V36H182ZM253 37H254V35H253ZM259 37H261V36H259ZM58 38H60V37H58ZM96 38H97V39H96ZM99 38H100V40H99ZM101 38H102V39H101ZM103 38H104V39H103ZM107 38H108L109 40H108ZM112 38H113L114 40H113ZM136 38H137V39H136ZM168 38H167V39H168ZM21 39H22V38H21ZM29 39H30V40H29ZM79 39H80V38H79ZM86 39H85V40H86ZM110 39L113 40V41H111V43L109 44ZM153 39H154V40H157V41H152ZM159 39H160V38H159ZM212 39H211V40H212ZM97 40H99V41H97ZM105 40H107V42H106ZM120 40H121V41H120ZM125 40H126V39H125ZM200 40L202 41V38H201ZM209 40H210V39H209ZM218 40H219V39H218ZM75 41H76V42H75ZM77 41H78V42L82 41V42H84V43H86V44H83L82 42H81V43H77ZM102 41H104V42H102ZM115 41H116V42H115ZM166 41H167V42H166ZM173 41H174V40H173ZM175 41H176V40H175ZM179 41H182V43H181V44H182V49H183V47H185V51H187L186 49H190V48L192 49V48H194V49H192V50L190 49V52H191V53L188 54L189 57H190V55L192 56V52H193V50H195V47L192 46V47L188 48L187 46H183L184 43H185L183 38L180 39ZM185 41H186V40H185ZM201 41L198 40V43H199V42L201 43ZM251 41H253L254 44L256 43L258 47L261 46V45H258V44H260V43L262 44V43H263V45L261 46L262 48L260 47L261 49H258V50H257L258 47L256 46V47H257V48H256V51H258L259 53H261V55H260V54H257L258 52H256L255 54L251 53V55H250V52H252V51L254 50V49H253V50L251 49L252 47L250 48V49L252 50V51H251L248 47L245 46L246 48H248V50H250V52L247 51L245 47H244L245 49L243 48L244 44H246V43H248V42H249V44L254 45V44L251 43ZM91 42H92V43H91ZM112 42H113V43H112ZM119 42H120V44H121V42H122V44H121L122 46H121L120 48L118 47V46H120ZM165 42H166L167 44H169V46H168L169 50H167V47H165V46H166V45H164ZM243 42H244V44H243ZM116 43H118V44H117L118 46H116ZM139 43H136V44L139 45V47H140L141 45H140ZM237 43H241V46L243 45V46L241 47V48H242L241 51H243V49H244V52L246 51L244 54L247 53V55H248V53H249L250 56L246 57V56L242 55V53L239 52V49H237V48L240 47V46H239L240 44H237ZM29 44H30V45H29ZM103 44H104V45H103ZM107 44H108L109 46H108ZM114 44H115V46H116L117 48H116V47L114 48ZM136 44H134V45H135L136 47H138ZM178 44H180V42H179ZM191 44H192V43H191ZM195 44H196V42H194L192 45H195ZM249 44H248V46H249ZM88 45H89V44H88ZM134 45H133V46H134ZM200 45H201V46H198V44H196V46H198V49H205V48L207 49V46H206L205 43H202V44H200ZM211 45H212V42H211ZM237 45H238V46H237ZM19 46H20V47H19ZM101 46H102L103 48H104L105 46H106V47L104 48V50H101V49H103ZM107 46H108V48H107ZM127 46L130 47L129 45H127ZM254 46H255V45H254ZM55 47H56V46H55ZM111 47H112V48H111ZM179 47H180V48H179ZM179 47H178V51H179V53H182L181 51H184V49L182 50V49H181V46H179ZM21 48H22L23 50H22ZM45 48H46V47H45ZM45 48H44V49H45ZM56 48H58V47H56ZM62 48H63V47H62ZM76 48H77V47H76ZM109 48H110V49H109ZM118 48H119V49H118ZM165 48H166V50H165ZM170 48H171V49H170ZM254 48H255V47H254ZM48 49H49V47H48ZM63 49H64V48H63ZM63 49H62V50H63ZM115 49H116V50H115ZM159 49H160V50H159ZM198 49L196 48L197 54H198V51H199ZM224 49H223V51H225ZM227 49H228V50H227ZM30 50H32V51L30 52ZM54 50H55V49H54ZM59 50H60V49H59ZM99 50H100L101 52H100ZM114 50H115V51H114ZM214 50H212V48H209V50L207 49L208 52H205V54H204L203 52H201V51H200V52L203 53V54H201V55H203V56L205 55L204 58H206V54H207V58H206V59H209L212 63H214V62H216L220 57L222 58V56L220 55L222 49H220V51H217V52L214 51ZM46 51H49V50H46ZM56 51H57V50H56ZM64 51H65V49L63 50V52H64ZM71 51H72V50H71ZM73 51H74V48H73ZM73 51H72V52H73ZM204 51H205V50H204ZM108 52H107L108 55L111 54V53H108ZM113 52H114V53H113ZM229 52H230V50H229ZM47 53H48V52H47ZM154 53H155V56H156V57H159V55H156V54H158V52H154ZM188 53H189V52H188ZM193 53H194V55L196 54V52H193ZM49 54H50V53H49ZM64 54H65V53H64ZM68 54H69V52H68ZM68 54H67V55H68ZM72 54H73V53H72ZM161 54H160V55H161ZM184 54H185V56H187V55H186V54H187L186 52H184ZM223 54H224V52H222V55H223ZM226 54H228V52H226ZM226 54H225V55H226ZM31 55H32V54H31ZM52 55H53V54H52ZM74 55H75V54H74ZM102 55H103V54H102ZM113 55H112V57H113ZM166 55H167V56H166ZM201 55H200V56H201ZM217 55H220V57H218ZM225 55H224V57H225ZM57 56H59V52H58V55H57ZM97 56H100V55H98V53H97ZM117 56H118V53H117ZM151 56H152V54H151ZM165 56H166V57H165ZM228 56H230V55H228ZM74 57H75V56H74ZM104 57H107V56H104ZM109 57L111 58L110 55H109ZM152 57H154V56H152ZM162 58H163V56L161 55V59H162ZM180 58L183 59V57H180ZM259 58H260V57H259ZM150 59H151V58H150ZM176 59H177V57H176ZM185 59H186V58H185ZM187 59H188V60H187ZM187 59H186L187 61H184V62H183V60H182V61H181V60H176L178 63H179V61H180V62H183V64L185 65V68L187 67L186 64H187V65H190V64H191L190 67L186 68V69H187L186 73H188V71H191V72H192L194 69H191V67L194 68V66H195V62H194L193 60H192V61H189V58H188V57H187ZM191 59H192V57H191ZM193 59H195V56H193ZM196 59H197V58H196ZM196 59H195V60H196ZM153 60H156V59L154 58ZM157 60H160V58L157 59ZM157 60H156V62H157ZM219 60H220V59H219ZM221 60H222V59H221ZM221 60H220V61H221ZM231 60H230L229 58H227L226 60H224V61H226V67H227V65H229V62H232V61H233V60H232V61H231ZM257 60H258V58H257ZM163 61H164V60H163ZM206 61H207V60H206ZM224 61H223V63H224ZM160 62L162 63V65L164 64L161 60H160L158 63H160ZM165 62H166V61H165ZM174 62H175V60H174ZM185 62H186V63H185ZM188 62H189V63L191 62V63L189 64ZM208 62H209V61H208ZM221 62H222V61H221ZM258 62H259V65H257ZM260 62H261V65H260ZM167 63H168V62H167ZM196 63H197V62H196ZM199 63H200V62H199ZM212 63L210 64V67H211ZM17 64H19V65H17ZM171 64L169 63V65H171ZM173 65H174L175 68H176V64L174 63ZM179 65H180V63L177 64V67H178ZM197 65H198V63H197ZM197 65H196V66H197ZM196 66H195V67H196ZM207 66H208V63H207ZM229 66H231V64H230ZM163 67H166V68H167L168 66H166V63H165V65H164ZM163 67H162V69H163L162 73H163V74L166 73V75H167V74H170V76L168 75V77L173 78L172 80H174V77H175V79H176V76H177V80H179V79H180V77L178 78L179 74H184L182 71H180L179 68H178V69L176 68V71L178 72V74H177L176 71H174V70H175L174 68H173V70H170L171 72L169 71V72L167 73L166 71L169 70V68L165 71L166 68H163ZM182 67H183V66H182V64H181V67H180V68H182ZM199 67H201V66L199 65V66L196 67V68H199ZM210 67H207V68H208V69H211L212 67H211V68H210ZM189 68H190L191 70H189ZM196 68H195V69H196ZM207 68H206V69H207ZM230 68H231V67H230ZM170 69H172V68H170ZM186 69H185V70H186ZM201 69H202L201 71H203V68H202V67H201ZM208 69H207V71H208ZM213 69H214V68H213ZM232 69H233V68H231L230 71H231ZM45 70L47 71L48 69L46 68ZM185 70H184V72H185ZM23 71L26 72V69H24ZM172 71H174V72H172ZM207 71H206V73H207ZM209 71H210V70H209ZM232 71H233V70H232ZM232 71H231V72H232ZM252 71L254 72L253 74H252ZM25 72H24V73H25ZM179 72H181V73H179ZM191 72H189L190 74H187V75H188V76L190 75V78H191V77L193 78V76H192L193 73H192V75H191ZM193 72H194V71H193ZM198 72H200L199 69L196 71V73H198ZM210 72H211V71H210ZM212 72H213V71H212ZM202 73H204V72H200V73H199V74L201 75V76H200V80H201V81L199 80V84H200V83H201V84L203 83V84L205 85L204 88H206V86H207L208 83H209V78H210L211 76L209 77V75H208V77H209V78H208L206 74L204 75V74H202ZM163 74H162L163 79H162V77H161L162 84H164L168 79H169V80L171 79V78L164 79V78H167V76H166V75H163ZM207 74H208V73H207ZM195 75H196V74H195ZM225 75H226V76H230V73L227 72ZM232 75H233V73H232ZM232 75H231V76H232ZM216 76H217V74H216ZM231 76H230V78H231ZM17 77H18V78H17ZM228 79H229V78H228ZM240 79H241V80H240ZM242 79H243V80H242ZM244 79H245V80H244ZM28 80H30L29 82H31V79H30V78H29ZM164 80H166V81L163 83ZM177 80H176V82H178V84H179L180 80H179V81H177ZM15 81H16V82H15ZM207 81H208V82H207ZM3 82H4V83L6 82L7 84L5 83V84L3 85ZM61 82H64V81H61V80H60V82L57 81V83H58V84H61L62 87L68 86L67 84H65V83H61ZM159 82H160V80H159ZM170 82L173 83V82H175V80H174V81H171V80H170ZM210 82H211V79H210ZM16 83H17V84H16ZM211 83H212V82H211ZM32 84H33V83H32ZM63 84H65V86H63ZM203 84H202V85H203ZM209 84H210V83H209ZM212 84H213V83H212ZM16 85H17V86H16ZM204 85H203V86H204ZM3 86H4V87H3ZM208 86H209V85H208ZM11 87H12V89L10 90ZM15 87H18V88L16 89ZM223 87H225V86H223V85L221 86V84H220V85H219V84H218V85H215V84H214V85H212V86H210V87H207L208 89L205 90V94H204V95H203V94H197V93H196V94H194V95H191V96H195V97H193V98H190L191 96H190V97L188 96V97L190 98V99L188 98V100H191V101H189L191 104H195V105L197 104V105H199V104H198V101H199V103H200L201 101H203L202 95H203V97H204V96H207L208 94L210 95L211 92H214V93L216 92L217 95H218V93H219V95H220L219 98L217 97L216 94H215V96H216L215 99H213V98H214V97H213V98H211V99L208 100V99H207L208 96H207V98L204 97V99H207V100L203 101L202 103L205 104V107H207L208 104H209V107H208V109H209V108H211V105L213 106V104H215L214 102H216V101H218V100H219V101H220V100H223V101L225 100L224 97H223V95H224V94H227V92H225V91H227V90L223 89ZM13 88H14V89H13ZM15 89H16V90H15ZM21 89H22V90H21ZM23 89H24V91H23ZM28 89H29V91H30V89H31L32 91L29 92ZM37 89H38V88H37ZM13 90H15V91H13ZM33 90H34V91H33ZM42 90H45V91H46V89H42ZM224 90H225V91H224ZM203 91H204V90H203ZM207 91H208V92H207ZM55 92L57 93V91H55ZM55 92H54V93H55ZM201 92H202V91H201ZM201 92H200V93H201ZM14 93H15V94H14ZM38 93H39V96H37ZM42 93H43V95H42ZM4 94H5V93H4ZM4 94H3V95H4ZM7 94H8V93H7ZM57 94H58V93H57ZM184 94H186V93H184ZM257 94H258V96H259V95H263V96L258 97ZM19 95H20V94H19ZM35 95H36L37 97H36ZM44 95H45V96H44ZM52 95H54L55 97H53ZM180 95H181V94H180ZM182 95H183V94H182ZM182 95L179 96L180 99H181L182 97L187 96L188 94H186L185 96H182ZM213 95H214V94H213ZM219 95H218V96H219ZM221 95H222V96H221ZM7 96L5 95L4 97H7ZM28 96H29V97H28ZM32 96H33V97H32ZM43 96H44V97H43ZM2 97H3V96H2ZM2 97H1V98H2ZM18 97H21V96H18ZM27 97H28V98H27ZM31 97H32V98H31ZM40 97H41V98H40ZM46 97H47V99L45 100L44 98H46ZM49 97H50V98H49ZM51 97H53L54 99L51 98ZM1 98H0V99H1ZM10 98H11V97H10ZM38 98H39L40 100L43 99V100H42V103H44V102L46 101L44 104H46V103L48 104V106H47L48 108H47V109H46V106H45V105L42 106V103L39 104L40 102L38 101V100H39ZM56 98H57V99H56ZM123 98H124V97H123ZM123 98H120L121 103L123 102V100L125 101V99H123ZM226 98H227V97H226ZM5 99H6V98H5ZM16 99H17V98H16ZM32 99H33V100H32ZM50 99H51V100H50ZM114 99H115V98H113V101L116 100V99H115V100H114ZM122 99H123V100H122ZM185 99H186V98H185ZM185 99H183V100L181 99V101H183V103H184L185 105L188 106V104H189V103L187 102L188 100L186 99V100H187V101H186ZM3 100H4V98H3ZM25 100H26V101H25ZM28 100H29V101H28ZM184 100H185L188 104H186V102H185ZM227 100H228V99H227ZM227 100H226V101H227ZM0 101H1V100H0ZM37 101H38V102H37ZM49 101H50V102H49ZM61 101H62V100H61ZM63 101H65V100H63ZM66 101H67V100H66ZM219 101H218L217 103L220 104L221 101H220V102H219ZM223 101H222V103H223ZM231 101H232V100L227 101L226 103L224 102V103H225V104H229V102H231ZM27 102H29V103H30V102H31V103H32V102H34V103L37 102L39 106L37 105V103H35L34 105H30V107H29ZM48 102H49L50 104H49ZM117 102L120 103V102H119V99L117 100ZM14 103H15V102H14ZM14 103H11V104H12V105H10L11 107H8V108H10V110H13V108H14L16 111H17V110H20L18 104H17V106H16V107H18V108H15V105H16V104H14ZM25 103H26L27 106L25 105ZM123 103H124V102H123ZM125 103H128L127 100L125 101ZM129 103H131V101H130ZM129 103H128V104H129ZM183 103H182V104H183ZM0 104H1V102H0ZM21 104H22V106H21ZM23 104H24V106H25L28 110H27L26 108H23V107H24ZM225 104H224V105L222 104V105H223V106H226ZM13 105H14V106H13ZM35 105H37V107H36ZM197 105H196V106H197ZM222 105H221V106H222ZM1 106H2V104H1ZM187 106H186V107L184 106V107L187 108ZM189 106L192 107V105H189ZM189 106H188V107H189ZM28 107H29V108H28ZM32 107H33V109H32ZM34 107H35V108H34ZM40 107H41V108H40ZM56 107H57V106H56ZM184 107H183V110H184ZM205 107H204L202 110H204ZM216 107H217V104H216ZM255 107H257V109H258V107H259L258 111H255V110H254V109H256ZM0 108H1V107H0ZM195 108H196V107L194 106V109H195ZM218 108L220 109V106H218L216 109L218 110ZM221 108H222V107H221ZM25 109H26V110H25ZM34 109H36V111H39L38 114L35 113ZM45 109H46V111H45ZM206 109H207V108H206ZM206 109H205V110H206ZM208 109H207V110H208ZM47 110H48V111H47ZM183 110H182V111H183ZM187 110H188V109H187ZM202 110H201V111H202ZM207 110H206V111H207ZM210 110H211V109H210ZM29 111H30V113H29ZM195 111H198V110L195 109ZM211 111H212V110H211ZM211 111H210V113H211ZM17 112H20V111H17ZM42 112H43V111H42ZM49 112H50V111H49ZM186 112H187V111H186ZM199 112H200V110H199ZM204 112H205V111H204ZM204 112L202 111L201 114L204 113ZM207 112H208V111H207ZM207 112H206V113H207ZM213 112H214V109H213ZM240 112H242L244 115H242V113L240 114ZM244 112H245V113H244ZM252 112H253V113H252ZM256 112H258L257 115H255ZM188 113H189V115H191V116H189ZM188 113H187V114H186V113H183V116H182L183 118L181 117L182 119H184V114L187 115V116H185V119H184L183 121H182V119H180V121H181L182 124L179 123V126L181 125V127H182V125H183V128H184L186 125H188V123H189V120L187 121L188 118H189V119L191 118L190 120H192V122L195 123V124L197 123L198 125H200V124H199V121H200V123H202V122H201L202 119H201V118H198V115H200L199 113H198V114H196L195 112H194V113H193V112L190 113L189 111H188ZM206 113H205V114H206ZM216 113H217V111H216ZM216 113L213 114L214 116L211 115V114L209 115V114L207 113V114L209 115V116H207V117H205V116L202 114V115H203L202 118L205 119V120H204V121H205V122H204V126L208 125V126H210V127H214V126L216 127V126H217L216 124H218V123L220 124V121H218L219 117H218V119H217L216 116H215ZM238 113L240 114V116H238ZM250 113L253 114V115H251ZM259 113H262L263 115H262V114L260 115ZM245 114H246V116H245ZM36 115H35V117H36ZM236 115H237V116H236ZM254 115H255V117H254ZM44 116H45V115H44ZM46 116H48V115H46ZM217 116H218V115H217ZM234 116H235V117H234ZM243 116H244V118H243ZM258 116H259L261 119H259ZM29 117H30V116H28V117H27L28 119H26V120H29V122H32V121H33V122H38V123H29V122L27 123V121H26V123L29 124V125H28V127H26V125H24V124H25V122H24L23 127H24V126H25V127L23 128V130H24L25 128H26V129H27V128H28V129L31 128V129H29V131L34 130V129H35V130H40V129H42V127H43L42 125H43V124H42V125L40 124L41 122H39V120H37L38 118H35V117H34L36 120L34 119V120L31 121V120L29 119ZM37 117H39V116H37ZM41 117H42V116H41ZM187 117H188V118H187ZM236 117H237V119H236ZM39 118H40V117H39ZM186 118H187V119H186ZM234 118L236 119L235 121H234ZM247 118H248V119H247ZM254 118H255V119H254ZM262 118H263V119H262ZM240 119H241V118H240ZM240 119H239V120H240ZM83 120H84L85 122H84ZM86 120H87V118H83V119H81L82 122H81V121H80V122L78 121V125H82V124H79V123H83V122H84V123H83V127L79 126L80 129H82V130H79L80 132H78V134H79V133L82 134V131L84 132V131L86 130L85 127L88 128V126H89L90 129H91V128H92V129H93V128H96V127H95V123H94L93 121H91V124H90V121L87 120V121L89 122V124H90V125H89L88 122H87ZM198 120H199V121H198ZM239 120H238V122H239ZM259 120H261V121H259ZM40 121H41V120H40ZM232 121H234V122H232ZM245 121H243V122H245ZM251 121H250V122H251ZM183 122L186 123V125L183 124ZM190 122H191V121H190ZM240 122H241V120H240ZM86 123H87V124H86ZM120 123H121V122H120ZM193 123H192V125H193ZM30 124H31V126H30ZM115 124H116V123H115ZM118 124H119V122L117 123V127H118V128H117V127L115 128L116 125L114 126V123H112L111 125L109 124L110 126H112V125L114 126V127L112 126V127L114 128V130L111 129L112 131H110V132H109V130H110V126H109V125H108L106 128L104 127L105 129H107V128L109 127V128L106 130V132L104 131V132L106 133L105 136L108 138V140H110V139H109L110 136H109V134H108L107 132L111 133L112 135L116 134V137H117V134H118V133H119V134H118V137H119L120 134L123 135V134H122V133H123L122 130L125 128V125L123 124V125H124V128H123V127L121 128V127H120L121 124H120V126H119ZM202 124H203V123H202ZM246 124H244V125H246ZM32 125H33L34 127H32ZM36 125H37V126H36ZM39 125H41V126H39ZM84 125H87V126L84 127ZM92 125H94V126L92 127ZM190 125H191V123H189V126H190ZM241 125H243V124H241ZM241 125H240V123H239V127H240ZM244 125H243V126H244ZM251 125H250V126H251ZM29 126H30V127H29ZM38 126H39V129L37 128ZM204 126H203V127H204ZM237 126H238V125H237ZM248 126H249V125H248ZM40 127H41V128H40ZM201 127H202V125H201ZM215 127H214V128H215ZM222 127L224 128V126H222ZM36 128H37V129H36ZM185 128H186V127H185ZM207 128H208V127H207ZM227 128H224V129H227ZM244 128H245V126H244ZM28 129H27V130H24V132L27 131L26 134L29 132ZM83 129H85V130H83ZM92 129H91V130H92ZM116 129H117L118 131H119L120 129H122V130L118 132ZM209 129H210V128H209ZM237 129H238V128H237ZM103 130H104V129H103ZM103 130H102V131H103ZM240 130H241V127H240ZM240 130H238V131H240ZM115 131H116V132H115ZM223 131H224V130H223ZM225 131H226V130H225ZM227 131H228V130H227ZM241 131H242V130H241ZM241 131H240V132H241ZM240 132L238 133L239 135H240ZM105 133H104V134H105ZM113 133H114V134H113ZM217 133H218V132H217ZM227 133H228V132H227ZM227 133H226V134H227ZM258 133H259V132H258ZM261 133H262V132H261ZM81 134H80V135H81ZM104 134H103V135H104ZM111 134H110V135H111ZM221 134H222V133H221ZM229 134H231V137L233 136L232 133H229ZM262 134H264V133H262ZM112 135H111V136H112ZM223 135H224V134H223ZM223 135H222V136H223ZM235 135H236V134H234V136H233V137H235V138H236V137H239V138L242 139V137H243L242 135H241L242 137H240V136H238V135L235 136ZM257 136H258V135H257ZM259 136H260V135H259ZM263 136H264V135H263ZM263 136H261V137H259V138L261 139V138H263ZM227 137H228V136H227ZM229 137H230V135H229ZM244 137H245V135H244ZM107 138H106V139H107ZM120 138L123 139V136H121ZM225 138H226V136H225ZM235 138H234V139H235ZM239 138H238V140H235V142H238V143L235 144L236 146H238V145L240 146V143H242V142H241V139H239ZM259 138H258V139H259ZM40 139H41V140H40ZM40 139H39L40 142L43 141V140L46 141V138H40ZM111 139H112V138H111ZM230 139H231V138H230ZM230 139H229V140H230ZM234 139L232 138L233 141H234ZM245 139H246V138H245ZM260 139H259V142H260ZM37 140H38V139H37ZM223 140H225V139L223 138ZM263 140H264V139H263ZM230 141H231V140H230ZM230 141H229V142H230ZM247 141H248V140H247ZM252 141H253V140H251V143H252ZM108 142H110V141H108ZM245 142H246V141L243 140V143H245ZM259 142H258V143L256 142L257 144H255V142H254V143H252L253 146H251L252 144L250 143V140H249V143L247 142L249 145H247L246 143H245L246 145L244 144V146L247 147V148L249 149V151H247V153H248L249 156H248V155H247V156L250 157V155H252L253 158H254V162L250 165L248 162H247V164H246V162H245V163H243V162L241 163V161H239V162L241 163V168H239L240 170L238 171V174L236 175V174L234 173V172L236 171V170H235V171L233 172L235 175L232 174V176H231V181L234 182V185H233L232 183H230V182H226V185H227V186H226V185H223V183H222L223 186L221 185L222 187L220 186V187H221L220 189H224V188H226V189H230V190H231V187H232V186H233V188H235L234 186L239 187L240 184L242 183V185H241V187H240L241 189L239 190L240 192L238 191V194L236 193V194H237V197H239V198H238V199H236V197H235V199L232 198L233 201H231V202L226 200V203H225V199H224V200H220V198H219L218 200L222 203V205H224V203H225L226 205L228 204L227 206H229V204H230V206L232 205L231 207L234 206V209H235V206H238V207H236V209H237V208H238V209H239V208H241V209L243 208L244 211H245V209H246V211H247V209H249L250 205L253 204V201H255V197H257L259 200H260L261 198H264V166H263V165H264V153H263L262 147L260 146L261 142H260V144H259ZM36 143H39V142L37 141ZM127 144H128V143H125L124 145H127ZM250 144H251V145H250ZM254 144H255V145H254ZM109 145H110V144H109ZM111 145H113V144H111ZM111 145H110V147H111ZM128 145L131 146V144H128ZM130 146H129V148H130ZM233 146H234V145H233ZM244 146H243V144H242L240 147L243 148ZM248 146H250V147H248ZM240 147H239V149H240ZM245 147H244V149H242V150H245V152H246L247 149H245ZM60 148H61V147H60ZM60 148H59V149H60ZM108 149H109V148H108ZM130 149H132V147H131ZM61 150H62V148H61ZM120 150H124V149H120ZM134 150L137 151L138 149L135 148ZM134 150H133V152H134ZM138 151H139V154H141L140 152H142V155L144 156V152H145L144 150H141V151L138 150ZM138 151H137L136 153H138ZM143 151H144V152H143ZM119 152H121V151H119ZM125 152H126V151H125ZM69 153H70V152H69ZM121 153H123V152H121ZM130 153H131V152H130ZM146 153H147L148 156H149V154L152 155V153H150V152L147 151V150H146L145 154H146ZM148 153H149V154H148ZM79 155L81 156L82 154H79ZM89 155H91L92 157H89ZM89 155L86 156V154H84L85 157H83V155H82V157H79V156H78L77 158H80V160L76 159V157H75V160H77V162L80 163V164H78V163L76 164V167L78 166V167L76 168L78 171L82 169L83 165H84V167H83L84 169H85V167H87V166H88L87 168H91V166H92V169L89 170V172L91 173L90 175L93 176V172H94L93 169L96 168V169H94V170H95L96 174L98 173V177H102V176H103L102 173L104 174V173L106 172V173H109V174L111 173V178H112V176L114 177V176L116 175V173L118 172V171H116V170L119 169V167L123 165V166L120 168V169H121L120 173H119V172L117 173V176L115 177V179H119V178H120V179H123V180H124V179L126 178L124 174H126V172H128L126 169H128V168H129L128 166H130V165L127 166V164L130 163L131 160H130L129 162H128V160H127V164H126L127 168H125L126 166H124V165H125V162H124V163H121V164L119 163V165H120L119 167H118V164H117V166L113 165L114 167H117V168H113V169H112L113 166H112L111 168H109V167H105V168H104V171H105V169H107V168H108V169L104 172V171L102 170L103 167H104V165H100L99 162L97 163V161H99V160H98L97 158H96V160H95L94 156H93L91 153H90ZM153 155H154V154H153ZM153 155H152V157L155 156L156 158H154V159L157 160V156H156V154H155L154 156H153ZM243 155H245V153H244ZM145 156H146V155H145ZM145 156H144V158H143L144 160L146 159ZM252 156H251V157H252ZM65 157H66V156H65ZM86 157H87V158H86ZM160 157H161V156H160ZM160 157H159V155H158V158H160ZM248 157H246V159H247ZM68 158H69V157H68ZM68 158H65L66 161H67ZM72 158H73V157H71V159H72ZM83 158H84V160H83ZM88 158H89L90 160H89ZM91 158H94V160L91 159ZM147 158H148V157H147ZM173 158H174V160H172ZM71 159L68 160L69 162L67 161L68 165H70V163H71L70 166H72V163H73V162H70ZM143 159H141V160H143ZM154 159H153V160H154ZM161 159H162V157H161ZM167 159H168V158H167ZM175 159H176L175 157H172V158H171V160H172L173 162L175 161ZM251 159H252V158H249V160H251ZM85 160H86V161L89 160V162H87L88 165H85V164H86ZM92 160H93V161H92ZM141 160H139V159H138V161L136 160L137 164H138ZM146 160H149V159H146ZM163 160H164V159H163ZM169 160H170V158H169ZM171 160H170V161H171ZM238 160H240V159H238ZM252 160H253V159H252ZM71 161H72V160H71ZM80 161H81V162H80ZM83 161H84V162H83ZM94 161H95L97 164H96ZM149 161H150V160H149ZM159 161H160V160H159ZM164 161H165V160H164ZM164 161H163V162H164ZM172 161H171V163H172ZM176 161H177V159H176ZM91 162H92V163H91ZM93 162H94L95 165L93 164ZM133 162H134V161H132L130 164L132 165ZM136 162H134V164H135V165H134L135 168H133L134 166H131V167L133 168L132 170L136 169V166H137V167L140 166V168H141V169L138 168V170H140V171H138V172L135 171V172H137L135 175L132 174L133 181H134L135 179H136V180H135L134 182H132V183H129V182H131L132 179H130V176H129L130 173H127L126 175L129 176V178H127V179L130 180V181L128 182V180L125 179L127 182L124 181V184L126 183L125 186L127 187V189H128V187H129V186H127V184L130 185L131 190H130V187H129L130 192H128V193H129L132 197H134V198H136V199L142 197V195H144L143 190L146 189V190H147V191L145 190V193H146V194H145V196H143L142 199H143L145 202H148V203L144 204V201H143V203L141 202L142 200L139 201V202L137 201V202L139 203V205H138L137 202H136V203H137V205L140 206V207H142V206L144 207V206L146 205V206H145L146 208L144 207V209H143V207H142V208L140 209V212H139V210H138L139 208L136 209V208H137V207H136L137 205H136L134 209L138 211V214H137V212L133 209V207H134V205H135L136 203L134 202V205H133V204H132V203H133V202H132L133 199H132L131 202H129L130 205L127 204L128 206H124L125 208H121V209H120V212H119V216L116 217V219H117V218L119 219V217H120L119 221L121 220V222H120V223H122L121 225H124V223H123L124 219H129V221H130L132 218L135 217L134 215H136V214H137V218H136V217H135V218L137 219V221H135V223H137V222L140 223L139 220H140L141 218H142V220H143V221L141 220V223H144V222L146 221V220H144V219H148L147 217L144 218V216H145V212H146V211H144V210H145V209L147 210V207H148L149 204H150V205L154 204V205H152V206H153V210H152V208H151L150 206H149L148 209H150L152 212H154V210H156L157 212H159V213L157 214L158 216H159V214H161V213L163 214V213H166V212H168V215H170V214H169V210L171 209V206L173 205V204L170 205V203H172V202H168L169 204L166 202V198H167V200H169L168 197H167V195H166V193L163 192V193H164V195H163L162 191H161V193H162V194H161L159 190H157V193H156V194L160 193V194H158V196H161V197H162V198H161L162 201H160L161 199L157 196V198H158V203H156V202H155L156 204L154 203V200H156V198H155V195H156V194H155V192H156L155 190H156V189H154V188L158 187V188L160 189V186L163 187V186L165 185V183L167 184V182L169 183V182L172 181V179L169 178V177H166L167 179H166L165 177H163V176H165V175H166V176H169V175L167 174V173H168L167 171L164 170V172H163V169H165V168H163L164 166H161V167H160V166L157 165L156 168H155L156 172H158L157 170H159V167H160V168H161V171H162V172H161V171L159 170L160 174L163 175V173H164L163 176L160 175V178H159L158 175H157L158 177L155 175V176L157 177V179H159V181H158V180L156 179L155 176H154L155 178H154L153 176H152V177H147L146 174H143V173L146 172V169H148V168H147V167H148V164H147L148 161H141L143 164H141V162H140V163L138 164L139 166L136 164ZM146 162H147V163H146ZM251 162H252V161H251ZM251 162H250V163H251ZM75 163H76V162H75ZM75 163H74L73 168L75 167ZM83 163H84V164H83ZM89 163H90V164H89ZM188 163H189V162H188ZM237 163H238V162H237ZM91 164H93V165H91ZM144 164L147 165V167L145 166L146 169L143 168V167H144V166H143ZM158 164H159V163H158ZM161 164H162V163H161ZM238 164H239V163H238ZM79 165L82 166V167L80 166V167H81L80 169H79ZM90 165H91V166H90ZM141 165H142V167H141ZM70 166H68V167H70ZM97 166L99 167V169L102 167V169L99 170V169L97 168ZM239 167H240V165H239ZM123 168H125V171H126V172H125V171L123 172ZM97 169H98V170H97ZM111 169H112V170L115 169V170H114L115 172L112 171ZM136 170H137V169H136ZM102 171H103V172H102ZM109 171H110V172H109ZM83 172H84V171H82L81 173H83ZM95 172H94V174H95ZM99 172H101V173H99ZM113 172H114L115 175L113 174ZM129 172H130V170H129ZM140 172H142V173L140 174ZM159 172H158V173H159ZM131 173H133V172H131ZM146 173L148 174V172H146ZM165 173H166V174H165ZM197 173H198V170H197ZM96 174H95V175H96ZM100 174H101V175H100ZM112 174H113V175H112ZM120 174L124 175V176L121 175L123 178H122V177H118V175H120ZM145 175H146V176H145ZM133 176H134V177H137V178H134ZM143 176H145V179H146V177H147L148 179L144 180V179H143ZM161 176H162V177H161ZM252 176H253V178H256L254 182H251L252 180H250V177H252ZM96 177H97V176H96ZM117 177H118V178H117ZM124 177H125V178H124ZM111 178H109V179L111 180ZM149 178L152 179V181H153V179H155V181H153V182L151 181V182H150V179H149ZM163 178H164L165 180H164ZM168 178H169V179H168ZM253 178H252V179H253ZM115 179H112V180H115ZM120 179H119V180H120ZM160 180H161V181H160ZM162 180H164V182H162ZM169 180H170V181H169ZM146 181H149L151 184L147 183ZM156 181H157L158 183H156ZM212 181H213V180H212ZM214 181L217 182V180H215V179H214ZM145 182H146V184H145ZM154 182L157 184V186H156V184H155ZM159 182H161V183H159ZM215 182H211V183H213L212 185H214ZM163 183H164V184H163ZM229 183L232 184V186L229 187V185H228ZM244 183H245V184H246V183L249 184V185H248V184L246 185V186H248V188H247V187H246V188H245V187H242ZM124 184H123V185H124ZM147 184H149L150 187H149V185H147ZM160 184H161V185H160ZM162 184H163V186H162ZM224 184H225V182H224ZM245 184H244V185H245ZM123 185H122V188L119 186V187H120V190H121V191H124V190L128 191L127 189H125V186H123ZM158 185H159V186H158ZM142 187H143L144 189H143ZM115 189H116V190H114V192L117 194V192H118V191H117V188H115ZM148 189H149V190H148ZM150 190H151L152 192H151ZM230 190H229V192H230ZM116 191H117V192H116ZM126 191H124V192H122V193H125ZM148 191H149V192H148ZM243 191H244V192H243ZM114 192H113V193H114ZM142 192H143V194H142ZM150 192H151V193H150ZM153 192H154V193H153ZM115 193H114V194H115ZM118 193H119V192H118ZM128 193H125V194L127 195ZM147 193H148V194H147ZM152 193H153V194H152ZM116 194H115V195H116ZM149 194H152L151 196L154 195V196L152 197V198H154V199H152L153 202H152V200H150V199H151V196H150ZM117 195H118V194H117ZM126 195H124V196H126ZM148 195L150 196V198L148 197ZM162 195L164 196V199H163V196H162ZM12 196H13V195H12ZM13 197H14V196H13ZM233 197H234V196H233ZM145 199H146V200H145ZM137 200H138V199H137ZM163 200H165V201H163ZM211 200H212V199H211ZM259 200L256 199L257 202H258ZM261 200H262V199H261ZM149 201H150V202H149ZM169 201H170V200H169ZM196 201H197V200H196ZM215 201H216V199H215ZM223 201H224V202H223ZM140 202H141V203H140ZM198 202H199V201H198ZM211 202H213V201H210V200H209L208 205L210 204V206H212L213 203H211ZM166 203H167V204H166ZM141 204H144V205H141ZM196 205L198 206V204H196ZM196 205L194 204V206H196ZM204 205H206V204H203V206H204ZM256 205H257V204H255V206H256ZM129 206H130L131 208H130ZM203 206H202V207H203ZM206 206H207V205H206ZM210 206H208V207H210ZM253 206H254V205H252V207H253ZM127 207H129V208H127ZM169 207H170V209L167 211L166 208L168 209ZM198 207L200 208L201 206H198ZM198 207H197V208H198ZM202 207H201V208H202ZM231 207H229V208H231ZM252 207H250L251 210H252ZM126 208H127V209H126ZM154 208H155V209H154ZM195 208H196V207H195ZM201 208H200V209H201ZM227 208H228V207H227ZM244 208H245V209H244ZM123 209H124V210H123ZM142 209H143V210H142ZM164 209L166 210V212L164 211ZM202 209H203V208H202ZM202 209H201V210H202ZM210 209H212V208L210 207ZM234 209H233V208H232L231 210L229 209V210L231 211V214H230V212H229V216H230V215L232 216L233 214L236 213ZM238 209H237V210H238ZM241 209H240V211H241ZM253 209H254V208H253ZM121 210H122V211H121ZM201 210H200V211L197 210V215H198V216L195 215L196 212L194 213V216H195V217H194V220H191V221H193V222L195 221V223H193V222L190 221V222H191V223H190L191 225L189 224V227L187 226L189 222L184 224L183 222L176 221V220H177V218H176V219H175V223H174V222H173V221H174V218L171 217V218H172V220H171L172 223H171V222H170L171 224L169 223V224L171 225V228H168V229H171V230L174 231V233L171 231L172 233H170V234H172V235H176V234H177L178 237L188 238L190 235H187V237H186V234H187V233L190 234V233L192 232L191 236L193 235V236H192L193 238H192L191 236H190L189 238H192V239L195 240V241H194V240H193V241L197 244V249L195 248L197 251L194 249L195 251H194V250L191 251L190 254L193 255L194 253H192V252H195L196 255H197L198 257H200V253H199V255H198L197 252H201V256H202L203 253L205 254V251H206V255H207V252L209 251V250H207V248H208V249L211 248L210 251H212V249L215 251V249H217V248L214 249V247H215V246H216V247H219L220 244H221V243L219 242L221 239L218 240V237H217V236H219V238H221V236H220L218 233H216V234L214 233L215 235H214V234L212 235L213 237L215 236L214 238H213V237H212V238L215 239L216 241L213 240V239L211 238V239H210L211 241L207 239V240H204L206 243H205V242L203 243V239H204L205 237H203V238H202V237H201V238L199 237V236H202V235H199L200 232H201V231H200V230H201V227H202V230L206 231L205 229H203V225H202L201 227L199 226V223L202 222V224H204V225H205V224H206V225H209L208 222L205 223L206 221L201 220V218L204 219L203 217H201V216H204V214L202 213L204 210H203L202 212H201ZM221 210H222V209H221ZM237 210H236V211H237ZM133 211H134V214H133ZM142 211H143V212H142ZM156 211H155V212H156ZM162 211H163V212H162ZM198 211L201 212V216H200V213L198 214ZM218 211H219V210H218ZM233 211H234V212H233ZM238 211H239V210H238ZM240 211H239V212H240ZM135 212H136V213H135ZM141 212H142V214H141ZM155 212H154V213H155ZM221 212H222V211H221ZM221 212H219V213H217V214H219V216H220V215L222 214ZM220 213H221V214H220ZM223 213L225 214L224 210H223ZM162 214H161V215H162ZM166 214H167V213H166ZM227 214H228V213H227ZM139 215H140V219H139V217H138ZM141 215H143V217H142ZM157 215H155V217H157ZM161 215H160L159 217H162V216H163V215H162V216H161ZM168 215H167V216H168ZM235 215H236V214H235ZM235 215H234V216H235ZM129 216H130V217H131V216H134V217H132V218L130 219V218H128ZM165 216H166V215H164V218H165ZM159 217H157L156 220H159V224H161L162 221H164V220H162L163 218L158 219ZM168 217H169V219H168V220H165L164 222H166V221L169 222V220H170V216H168ZM199 217H200V218H199ZM226 217H227V216H226ZM113 218H114V217H113ZM135 218H134V220H135ZM166 218H167V217H166ZM166 218H165V219H166ZM195 218H196V219L198 218L199 220H196ZM224 218H225V216H224ZM263 218H264V217H263ZM263 218H262V221H263ZM116 219L114 220L115 223H116V225H118V224L120 225V223H118V220L116 221ZM134 220L132 219L131 222H134ZM161 220H162V221H161ZM160 221H161V222H160ZM203 221H204V223H203ZM146 222H147V223L149 222L150 226H154V225H155V223H152V222H150V221H148V220H147ZM146 222H145V223H146ZM155 222H156V221H155ZM168 222H167L166 224H167L168 226H170V225L168 224ZM178 222H179V223H182V225H181V224H178ZM197 222H198V223H197ZM115 223H114V225H113L114 227L116 226ZM117 223H118V224H117ZM151 223H152V224H151ZM157 223H158V222H157ZM173 223H174V224H173ZM192 223H193V224H192ZM196 223H197V224H196ZM112 224H113V219H112ZM162 224L166 225L165 223H162ZM172 224H173V225H172ZM186 224H187V225H186ZM245 224H246V222H245ZM245 224H244V225H245ZM119 225L116 226V228H115L114 230H117V228H119ZM121 225H120V226H121ZM142 225H143V224H142ZM174 225L177 226V227H175V229H174ZM183 225H185L188 229H187L186 227H183ZM210 225H211V224H210ZM210 225H209V226H210ZM168 226H166V230H167L166 233H167V234H168V229H167ZM190 226L192 227L191 230H190V228H191ZM234 226H237V225H234ZM114 227H113V228H114ZM172 227H173V228H172ZM197 227H198V228H197ZM199 227H200V230L198 231ZM238 227H239V226H238ZM238 227H237V228H238ZM196 228H197V229H196ZM195 229H196V230H195ZM206 229H207V226H206ZM234 229H235V227H234ZM187 230H188L189 232H188ZM193 230H195V231H193ZM235 230H236V229H235ZM94 231H95V233L93 232L94 235H95V234H98L97 231H99V229H97V230L94 229ZM197 231H198V232H197ZM204 231H203V232H204ZM114 232H115V231H114ZM114 232H113V234H114ZM169 232H170V230H169ZM194 232H195V234H193ZM203 232H201V233H203ZM234 232H235V231H234ZM234 232H233V233H234ZM100 233H101V232H100ZM100 233H99V235L101 236L102 234H100ZM124 233H125V234H124V235L122 234V237H120L121 241L118 240V242H121V243L123 242V244L125 245V246H124V249H125V250L127 249V251H128V250L133 249V251H134V250L136 249L138 243H139L140 247L143 248V243H142L140 240H137V243H136V242H135V241H136V240H135L136 238H132V239H131V237L128 238V234H127V232H124ZM175 233H176V234H175ZM204 233H205V232H204ZM204 233H203V234H204ZM111 234H112V233H111ZM167 234H166V237H168L169 239H171ZM236 234H237V233H236ZM204 235H205V234H204ZM234 236H235V234H234ZM96 237H97V235H96ZM101 237H103V236H101ZM110 237H111V238H109V240L112 242V244H113V242L117 241V239H115V238H114L115 241H112V240H114V239H112V238L115 237V235H113V237H112V235H110ZM232 237H233V235H232ZM168 238L165 240V238H164V236H163V239L161 240V242H160L159 245L161 246V243H163L162 247H164V248L166 247V245H169V244L171 243L170 241H172V239L169 241ZM189 238H188V240H190L191 242H193L192 239H189ZM216 238H217V239H216ZM133 239H134V240H133ZM179 239H180V238H179ZM179 239H178V240H179ZM205 239H206V238H205ZM70 240H71V239H68V242H69ZM212 240H213V241H212ZM107 241H108V240H107ZM162 241H163V242H162ZM167 241H168V242H167ZM181 241H183V240L181 239ZM232 241H234V240H232ZM68 242L66 241V243H68ZM111 242H108V243L111 244ZM172 242H173V245H172V243H171L169 246H167V248H169V247H170V248L166 251V252H168V251L170 252V251H171L170 249H172V251H171L172 256H171V257L168 256V257H170L172 260H171L170 258H168L167 256L165 257V255L163 256V257H165L164 259H168V260L170 259L169 261H173V259H174V260L176 261V260H177V257H178V259H179L178 261H179V262L177 261V262H175V263H171V264H177V263H180V262H186V260H184V259L181 260V257H182V258H183V257L185 258L186 256L189 257L190 255H188V253L185 254V252L183 251V250H185V246L182 247L184 244H183L182 242H179V241H178V242L180 243V245L182 244V246H180L178 242H175V241H172ZM183 242H184V241H183ZM208 242H209V243H208ZM211 242H212V243H211ZM216 242H217V244L219 243V246L216 245ZM71 243H73V242L68 243V245L71 244ZM164 243H165V244H164ZM174 243H176V244L178 243L177 246H174ZM198 243H199V245H198ZM201 243H203L204 245L201 244ZM244 243H245V242H244ZM244 243H242L243 245H242V244H239V243H238V244L241 246V247H240V246H239V247H240L242 250L245 249V253H246V252H247L246 248H247V245H248L247 243H248V242L245 243V244H244ZM135 244H136V247H135ZM141 244H142V245H141ZM205 244H206V245H205ZM209 244H211V245H209ZM214 244H215V246H213ZM238 244H237V245H238ZM246 244H247V245H246ZM72 245H74V243H73ZM139 245H138V246H139ZM202 245H203V246H202ZM222 245H223V244H221V246H222ZM249 245H250V244H249ZM133 246H134V247H133ZM156 246H157V245H156ZM160 246H158V248H159ZM171 246H173V247H175V248H178V247H179L178 250L183 251L184 254L181 255V257H180L179 255L177 256V254H182V253H181L180 251L176 250L175 248L173 249V247L171 248ZM198 246H201V248H202V247H203V248L205 247V248L203 249V252H202V250H201V251L198 250ZM209 246H211V247H209ZM223 246H224V245H223ZM243 246H245V248H243ZM180 247H181V248H180ZM224 247H225V246H224ZM224 247H223V249H224ZM248 247H249V246H248ZM73 248H74V247H73ZM137 248H138V250L140 251V248H139V247H137ZM199 248H200V247H199ZM201 248H200V249H201ZM257 248H258L257 245H255V246H253V247L251 246L250 248H248V249H250V250H248L247 253H249V252H250V253L253 252V253H251V254H254V253H255L254 251H255V249H257ZM186 249H187V248H186ZM221 249H222V248H221ZM221 249L219 248V250H221ZM223 249H222V250H223ZM226 249H227V247H226ZM228 249H229V248H228ZM233 249H234V248L231 247V250H233ZM71 250H72V247H71ZM138 250L136 249V253L138 252ZM160 250H161V249L159 248V251H160ZM162 250H163V248H162ZM164 250H166V249H164ZM173 250H175V251H174L175 253L173 252ZM222 250H221V251H222ZM133 251H132V252H133ZM176 251H177V252H176ZM186 251H187V250H186ZM210 251H209V252H210ZM221 251H220V252H221ZM226 251H230V250H226ZM160 252H161V251H160ZM162 252H163V251H162ZM162 252H161V253H162ZM169 252H168V253H169ZM188 252H190V250H189ZM209 252H208V254H209V258H210V257L213 256V254L211 255V253H214V252H213V251H212L211 253H209ZM215 252H218V251H215ZM220 252H218V253H220ZM224 252H225V250H224ZM163 253H164V252H163ZM218 253H215V254H217V256L219 255V256H218L219 258H218V257L215 258L216 255H214V256H215V257H214L215 260L217 261L218 259H220V257H221L222 260H219L220 262H216V261H214V258H212L213 260H212V262H211V259H210V260L208 259V260L210 261L208 264H210V263H213V264H214V263H216V264H217V263H218V264H220V263H221V264H232V262H233V260H234V258H233V257H234L233 252L228 253V255H227V253H226V254L224 253V254L227 255V256H225V255L223 254V251H222V254H221V253H220V254H221V255H224V256H220V254H218ZM159 254H160V253H159ZM173 254H175L176 257L174 256V258H173ZM229 254H230V255L233 254V256L231 257V256H229ZM162 255H163V254H161V258H162ZM170 255H171V254H170ZM210 255H211V256H210ZM254 255H255V254H254ZM197 256L194 257V258H195V261H196V259H198ZM259 256H260V255H259ZM259 256H258V257L256 256L257 259L255 258V260H256L257 263H259V264H264V257H263V259H262V257L260 256L261 258H259ZM196 257H197V258H196ZM222 257H224V258L227 257V258L224 259V258H222ZM191 258H193V257H191ZM191 258H190V259H191ZM229 258H231V259H229ZM232 258H233V260H232ZM162 259H163V258H162ZM185 259H187V258H185ZM44 260H45V259H43V260H41V261H43V263H44V262L46 261V260H45V261H44ZM168 260H167V261H168ZM187 260H189V259H187ZM231 260H232V262H231ZM167 261H165V262H167ZM169 261H168V262H169ZM229 261H230V263H229ZM46 262H48V261H46ZM196 262H197V261H196ZM196 262H193V264H197ZM206 262H207V261H206ZM227 262H228V263H227ZM48 263H49V262H48ZM48 263H47V264H48ZM190 263L192 264V262H190ZM50 264H51V263H50ZM165 264H166V263H165ZM181 264H185V263H181ZM186 264H187V262H186ZM188 264H189V262H188ZM199 264H200V263H199Z\"/></svg>",
  "mask_w": 264,
  "mask_h": 264
}]
</instances>
